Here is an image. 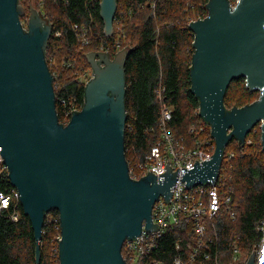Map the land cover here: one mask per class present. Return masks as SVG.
Returning <instances> with one entry per match:
<instances>
[{
    "label": "water",
    "instance_id": "water-1",
    "mask_svg": "<svg viewBox=\"0 0 264 264\" xmlns=\"http://www.w3.org/2000/svg\"><path fill=\"white\" fill-rule=\"evenodd\" d=\"M30 2V1H29ZM31 7V4H30ZM208 16L192 22L195 53L190 69L191 93L199 116L211 128L215 153L202 164L183 168L187 189L215 185L225 150L260 124L264 148V0H210ZM117 0H101L107 37L114 34ZM19 0H0V153L20 204L34 230L36 263L40 264L45 218L60 214V264H127L122 249L145 226L157 231L152 211L160 197L172 199L179 167L136 181L126 158L125 64L130 46L112 60L108 52L86 54L92 78L85 104L73 110L67 125L56 110L54 76L45 50L53 34L41 11H30L28 29ZM245 79L259 100L228 110L231 83ZM230 131V132H229ZM259 264H264V248ZM247 264H256L255 251Z\"/></svg>",
    "mask_w": 264,
    "mask_h": 264
},
{
    "label": "trees",
    "instance_id": "trees-1",
    "mask_svg": "<svg viewBox=\"0 0 264 264\" xmlns=\"http://www.w3.org/2000/svg\"><path fill=\"white\" fill-rule=\"evenodd\" d=\"M23 1L19 0L21 4ZM209 1L203 0L204 5L201 7L204 13H208ZM117 2L118 11L111 37L104 33V22L100 15L101 0H39V5L50 19L53 29L45 53L54 76L56 110L62 124H65L69 111L72 112L76 107L81 111L84 107L86 83L70 77L63 79L61 86L57 87L58 77L49 63L51 53L54 54L57 48L61 50L62 46L66 49L62 58L65 65L63 63L64 67L59 73L63 78L64 72L77 70L75 67L79 55L82 63L92 71L86 59L88 52L106 51L113 60L119 51L130 46L131 52L125 64V148L129 167H135L145 161L151 147L160 138V103L156 89L161 83L167 103L174 108L171 125L175 127L176 134L190 136L188 130L194 125L205 127L207 133L211 134V128L199 116V101L190 91L195 37L189 28L192 20H187L186 14L197 9L188 4L190 11L188 8L186 11L184 0ZM75 27L88 32L90 42L85 48L91 46V49L87 53H76L81 46L77 33L82 31H77ZM131 31L135 39L124 45ZM257 96L260 97V91H250L245 79L235 80L227 90L225 107L232 110L251 105L257 101ZM249 139L252 142L245 145L233 140L225 150L226 156L232 152L234 157L228 165L223 164L220 192L231 197V210H222L208 227V237L213 239L211 250L215 252L219 264H229L235 246L249 259L253 248L263 238L264 148L261 130H253L247 136ZM11 187L8 175L3 176L0 190L7 191ZM19 210L21 217L18 222L12 221L9 212L0 214V264H37L34 230L21 205ZM186 221L160 238L153 257L162 264H170L178 256L176 242L183 243L193 235L192 229L188 227L190 221ZM60 239V214L53 209L45 218L40 242V264H60Z\"/></svg>",
    "mask_w": 264,
    "mask_h": 264
},
{
    "label": "built area",
    "instance_id": "built-area-1",
    "mask_svg": "<svg viewBox=\"0 0 264 264\" xmlns=\"http://www.w3.org/2000/svg\"><path fill=\"white\" fill-rule=\"evenodd\" d=\"M229 2L231 7L235 8L239 0H229ZM153 7L155 6L153 5ZM75 29L82 31L77 33L81 46L88 45L90 42L87 37L88 32L83 29L79 30V27H75ZM92 78H94L93 74ZM89 81L85 82L86 85ZM164 93L165 90L161 83L156 89L157 100L160 103L159 141L151 147L143 163L135 167H129V174L136 181L147 176L150 170L157 176L166 171V164L170 162L172 172H176L178 167L180 169L177 176L178 180L175 183L172 199L166 203L165 199L160 197L153 207L152 222L157 223L160 228L157 231H147L144 226L141 235L137 239L126 240L122 254L127 264H162L161 261L153 257L160 238L188 220L186 222L189 223L190 221L188 227L192 229L193 235L183 243H175L178 256L170 264H219L215 252L211 250L213 239L208 237V227L209 223L222 210H231L232 199L230 196L226 197L221 194L220 185L223 180L220 179V175L213 186L201 185L187 189L184 182L180 181L183 168H192L196 160L202 164L203 161H206L215 153V140L202 126H191L188 130L190 136L176 134L175 127L171 125L174 120V108L167 103ZM73 110L80 111L77 107ZM71 116L72 113L69 111L66 114L64 125L70 122ZM253 130L255 132L260 130V124ZM251 142V139L247 140L246 138V143ZM233 157L234 153L232 152L228 153L227 156L224 154L223 164L228 165ZM3 160L0 153V179L9 174L8 167ZM20 205V195L16 188L12 186L7 191L0 190V214L9 212L12 221L18 222L21 217ZM261 231L263 233L261 243L253 248L256 255V264H259V260L263 255L264 222ZM244 255L240 248L235 246L229 264H247L248 258L245 259Z\"/></svg>",
    "mask_w": 264,
    "mask_h": 264
},
{
    "label": "rangeland",
    "instance_id": "rangeland-1",
    "mask_svg": "<svg viewBox=\"0 0 264 264\" xmlns=\"http://www.w3.org/2000/svg\"><path fill=\"white\" fill-rule=\"evenodd\" d=\"M184 1H185L186 9L188 8V6H187L188 4H189V7L194 6L195 9H197V11L195 12V11H190V9L188 8L190 12H187V14H186L187 20H192V22H196L199 19H205L208 16V13L207 12L204 13L205 10L201 7V5H204L203 0H200V1H198V0H184ZM30 4H31V8H33L36 11H41L43 13V9L39 5V0H24L21 5L24 7V10L26 9L25 10L26 12H25V15L21 17V22L24 25L25 29H28V23H29V17H30V11H29ZM188 9L186 11H188ZM46 18H48V17H46ZM129 37L130 38L126 39L124 45H128L129 42H132L135 39L134 33L132 31L130 32ZM86 46L87 45H83V46L78 47L76 50V53L78 54L81 51L83 52L82 54L87 53L88 52L87 50H90L91 46L88 48H85ZM60 48H61V50L57 48L56 52L53 51L54 54L51 53V55L49 57L50 66L53 69V71L55 72V76L58 77V79L56 80L57 87L61 86L63 79L70 78V77H76L83 82L89 81L92 77L91 69L89 67L85 66V63H82V60H81L82 58L80 57V55L77 58V62L79 64L77 62H76L77 65L73 63V65H76L75 69H77V70L76 71H66L63 74V78L60 77L59 73L62 72L61 68L64 67L63 63L65 65V62L62 61V58H63V55H65V53H66L65 52L66 49L63 46ZM256 100H259L258 96H257ZM244 256H245V259L248 258L246 256V254Z\"/></svg>",
    "mask_w": 264,
    "mask_h": 264
}]
</instances>
